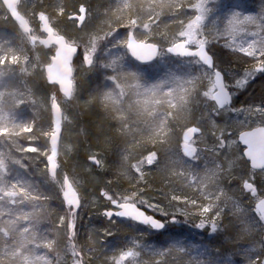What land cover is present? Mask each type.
I'll return each mask as SVG.
<instances>
[{
  "label": "trees",
  "instance_id": "1",
  "mask_svg": "<svg viewBox=\"0 0 264 264\" xmlns=\"http://www.w3.org/2000/svg\"><path fill=\"white\" fill-rule=\"evenodd\" d=\"M203 2H207L204 10ZM18 10L35 37H44L41 19L46 16L58 35L79 46L81 60L74 64V96L66 100L46 79L45 67L51 64L55 49L32 45L0 0V56L6 51L9 56L20 54L37 67L30 72L0 61V157L4 154L7 159L0 172L18 185L12 196L0 199V264H113L116 260L118 264H245L244 253L264 260L263 222L255 210L256 196L264 198V180L242 158L238 143L241 132L264 126L257 114L264 104V76L257 74L234 98L232 108L239 112L209 118L214 102L203 96L211 88L205 81L206 68L169 54L154 67H141L122 47L133 33L140 41L158 45L163 53L175 39H183L181 34L187 33L191 19L193 24L199 21L210 40L207 46L216 50V65L225 72H242L254 61L238 46L255 43L258 50L264 40V0H20ZM202 13L206 17L198 18ZM81 14L83 22L75 18ZM115 43L120 45L119 58L112 57ZM89 46H94L97 56L91 69L79 73ZM107 57L115 63L110 65ZM173 77L198 81L192 93L196 102L187 113L181 110L183 93L174 91L171 84L146 94ZM84 84L87 91L82 94ZM10 92L23 96L24 108H17L20 117L10 115L15 107L7 98ZM55 99L65 121L53 179L48 160ZM248 108L253 111L249 113ZM187 126L201 127L196 136L199 154L212 151L222 162L219 183L235 200L224 209L217 232L210 234L207 223L204 229L195 227L201 219L195 215L187 223L170 226L165 235L137 224L111 222L101 215L111 207L99 196L102 189L113 193V199L136 192L134 201L143 196L168 212L177 207L196 210V205L170 199L175 193L192 192L189 177L180 171L196 166L176 153L179 147L182 156V130ZM164 128L166 137L161 135ZM221 132L228 139L224 151L216 144ZM233 144L238 150L234 154L228 150ZM153 152L158 162L149 166L147 157ZM91 155L101 164H93ZM178 158L184 162L174 164ZM198 174L203 176L200 170ZM66 179L79 193L82 205L74 229L62 200ZM245 180L253 183L257 195L243 188ZM125 250L133 253L131 259L122 255Z\"/></svg>",
  "mask_w": 264,
  "mask_h": 264
},
{
  "label": "snow or ice",
  "instance_id": "2",
  "mask_svg": "<svg viewBox=\"0 0 264 264\" xmlns=\"http://www.w3.org/2000/svg\"><path fill=\"white\" fill-rule=\"evenodd\" d=\"M254 19V17L248 18L249 22H254ZM261 29L264 30V26H261ZM234 31L235 27L229 30V34L231 35ZM219 35L220 33H217V37ZM252 35H258V33L254 32ZM217 37H213V39H216ZM181 38H183L182 41L180 40L179 42H173V44L167 47L165 52L161 53V55L163 56L169 53H174L177 56L191 58L190 62L201 64L202 66H207L209 69H211L210 75H214L215 77L214 81H212V88L203 92L204 97L210 98L214 102L209 112V118H211L213 114L223 115L229 111L239 112V109H234L231 107L234 93L228 90V84L225 83L224 77L227 73L221 70L217 65H214L213 56L217 54L216 50L212 47L206 48V46L210 44V40L204 35V29L200 25L199 21H197L196 24H193L190 19L188 31L187 33H182ZM190 46H194L195 50H192V47ZM228 46L233 47L234 45ZM144 47H147V45H144ZM237 50L245 53L249 57H252L254 61L251 63L249 68L244 69L239 73H233V75L243 77L242 79H236L234 83L239 91H244L249 82L256 78L257 74L264 76V40L260 41V47L258 50L255 43L250 44L248 47H244L241 44L238 46ZM80 60L81 57L78 58V63ZM243 63L247 64L248 62L244 61ZM197 82L198 81L196 78L180 79L173 77L171 79H165L159 82L157 85H154L152 89L146 91V94H155L157 89L162 88L165 84H171L174 87V91L183 93L184 103L181 106V110L187 113L190 110V105L196 102V99L193 97L192 93L196 91ZM169 103L172 104L173 101L170 100ZM245 110L249 113L253 111L251 108ZM257 114L261 120V123H264V104H262V106L257 110ZM165 119H167L166 114ZM199 132H201V127L199 126H187L186 130H182V156L179 154L178 147L176 152L178 157H188L191 160H198L200 158L197 148L195 147L197 140L193 139L194 134ZM167 134L168 130L166 128L161 129V135L166 137ZM223 135V132H221V135L216 137V144L218 148L221 149L225 147ZM257 135L264 137V127H257L255 130L249 133H241L239 140L246 146V150L243 152L242 158L246 157L247 160L250 161L251 168L259 169L261 178L264 180V166L257 167L253 163V153L257 149L254 138ZM90 160L95 165L101 164V160L96 158L95 155H91ZM146 162L149 166L153 165V162H158L157 153H149ZM183 162L184 161L180 158L173 161L174 164ZM49 164L52 165L53 168L57 166L51 157H49ZM89 171H91V169H89ZM190 175L193 180H196L200 186L206 189L207 177L209 175H215V173L205 174L202 178L199 177V175L195 172H190ZM243 188L247 189L250 194L254 196L256 195L257 189L249 180H245L243 182ZM113 195L114 194L110 193L107 189H102L99 191V196L103 197L105 200H108L111 205L108 210L100 213L101 215L111 222H115L116 218H124L137 222L140 225H144L149 229L159 232L160 235H165L168 232L170 226L187 223L191 216L194 215L201 217L199 223L194 224L195 227L204 229L207 222V224H210V234H215L218 229V223L224 215V206L222 205H226L231 200V197H229L227 192L217 187L215 193L202 191V197L208 202L205 204L198 203V200H194L193 203L196 205L195 211L189 212L184 207H177L174 208L173 211L168 212L165 210L163 205L150 204L148 199L143 196L140 197L139 201H134L132 198L138 195L136 192H133L130 195H125L120 199H113ZM115 195L118 196L119 194ZM79 199V196H77V203L74 206H66L67 210L72 216L73 229L75 228L78 219V211L82 207V205L79 203ZM170 199L176 200V197L172 196ZM256 199L259 201V203L255 205V210L258 213V219L259 221L264 222V213L258 211L261 207H264V198L256 196ZM129 205H131V207L136 211L128 212L127 208ZM157 207L159 208V211H156ZM149 211L152 214H148ZM238 211L243 212V209H238ZM261 231L264 233V223L261 224ZM137 248L142 247L137 246ZM261 250H264V244L261 245ZM122 255H125L131 259L133 253L125 250L122 252ZM242 255H244L245 264H264V260L257 261V259L248 256L246 253ZM113 264H118V260L113 261ZM200 264H221V262L201 261Z\"/></svg>",
  "mask_w": 264,
  "mask_h": 264
},
{
  "label": "water",
  "instance_id": "3",
  "mask_svg": "<svg viewBox=\"0 0 264 264\" xmlns=\"http://www.w3.org/2000/svg\"><path fill=\"white\" fill-rule=\"evenodd\" d=\"M1 1L5 9L9 13L10 17L19 25L20 30L29 37L32 45L40 44L48 50L53 49V48L55 49V54L52 58L51 64L45 67V74H46L47 82L52 86H57L59 89L60 95L64 97L66 100L72 99V97L74 96V80H73L74 64L76 60L78 59V56L80 53L79 46L69 43L68 40L64 36L58 35L56 31L53 29V27L51 26L50 21L46 16L42 17L41 19L42 33L44 37H35L29 21L18 10V5L20 3V0H1ZM127 39L128 40H127L126 50L129 53L131 59L137 65L141 67H150L158 61L161 55V48L158 45H155L153 43L146 42V41H140L135 37L133 33H130ZM144 45H147V47H144ZM207 47L208 46H206V48ZM192 50H195V49L192 48ZM169 55L175 58H183V59L191 60V58L177 56L174 53L173 54L169 53ZM213 63L214 65H216L214 57H213ZM204 67L211 72V69H209L207 66H204ZM224 80L226 83L225 77H224ZM228 90L232 92L229 88ZM234 98L235 97L233 95L231 107L233 106ZM52 107H53V114H54V124H53V134L50 140V145L52 149V155L50 157L53 158L55 165L57 166L53 168V166L49 164V171H50L51 177L55 179L57 175V169H58L57 156H58L59 144H60V140L62 136L65 117H64L62 107L57 101V99L53 101ZM258 127H264V126H258ZM256 128L257 127L253 129L245 130L241 133H249L255 130ZM240 134L238 135V143L245 151L246 146L239 140ZM254 140L257 145V149L253 153L254 155L253 163L257 167L264 166V137L257 135L254 138ZM244 158L250 164V161H248L246 157ZM251 169L254 172H260L259 169H253V168ZM257 194H258V191L256 192V195ZM77 196H79V193L74 188L72 183L68 179H66L65 184H64V189L62 192L63 201L66 204V206H74L77 203ZM79 203H80V199H79ZM258 203L259 201L257 200V204ZM127 211L135 212L136 210L132 208L131 205H129L127 208ZM258 211L261 213H264V207H261ZM116 220H119L121 222H126V223L137 224L141 227L147 228L144 225H140L137 222H134L128 219L116 218ZM153 231L157 232L155 230Z\"/></svg>",
  "mask_w": 264,
  "mask_h": 264
},
{
  "label": "rangeland",
  "instance_id": "4",
  "mask_svg": "<svg viewBox=\"0 0 264 264\" xmlns=\"http://www.w3.org/2000/svg\"><path fill=\"white\" fill-rule=\"evenodd\" d=\"M206 4H207V2H203V6L201 7L202 10H204V6H206ZM205 17H206V13L205 14L202 13V14H199V17L198 18H205ZM75 18L79 22H83L84 15L83 14L77 15V16H75ZM40 29H41V27H40ZM127 40H126V43L124 44V46H122V47H125L126 48ZM180 40L181 39L178 38V39H175L173 42H179ZM192 47H194V46H192ZM120 51H121L120 45L115 43V46L113 48L112 57L119 58L120 56L117 57V55L120 54ZM9 53H10L9 51H6L5 53H3L0 56L1 63H5V64L9 63V65H10V66H8L9 68L11 66H16L19 69H26V70H28L30 72H33L37 68L36 67V64H32V61L29 62L26 59L25 56H22L20 54H17V55H14V56H9L8 55ZM97 53H98V51L96 52V50L94 49V46H89L88 47L87 51L82 56V61L80 63V67H79V69H80V72L79 73L84 72L83 69L84 70L85 69H87V70L91 69V66H92V64H93V62H94V60H95V58L97 56ZM128 55H129V53H128ZM164 57H165V55H163V56L160 55L159 60L163 59ZM107 61L113 62V63L110 62L109 63L110 65H113L115 63V59L114 58H111V57H107ZM157 63H158V61H157ZM157 63H155L154 65H157ZM154 65H153V67H154ZM207 71L209 72V74L207 76H205V79H206L205 81L212 88V81L214 79V75H210L211 72L208 69H207ZM234 72L235 73H239V72H236V71H227L226 72L227 74H226L225 79H226V83L228 84V88H232V92L234 93V97H237V95L241 91H239L237 89L234 81L236 79H238V78L239 79H242L243 77L242 76H238V75H233ZM74 78H75V75L73 77V80H74ZM74 86H75V80H74ZM80 91H81L82 94H85L86 93V91H87L86 84H84L83 86L80 87ZM22 97L20 96L19 93L10 92L8 94V96H7L8 100L11 103H13L14 106H15L14 108H12L13 110L10 112L11 113L10 115L13 116V115H17L18 114V116L20 117V112H17V108L19 110H21V109L24 108L23 107L24 101H23V98ZM197 135L194 134L193 139L197 140V138H196ZM211 140H212V138H211ZM224 140H225V147L222 148L221 151H224V149H227V146H228L227 145L228 139L227 138H224ZM195 147H197V152H198V155H199L200 158L198 160H192V162L190 163V165L193 166V167L196 166V168L195 169L191 168L187 172L180 171L181 176H187V177H189V179H190V181L192 183L191 184V191L192 192L190 194L185 195V196H181L182 194L175 193L173 196L176 197V200H171V201L177 202V203H187V205H189V206L195 205L193 203L194 200H198V203H201V200L204 201L205 204L208 202L207 200H205L202 197V195H201L202 191H208V192L215 193L217 187H219V188H221V189H223L225 191V188L222 186V184L219 183V177H218V174H217V173H219L218 170H220L222 168V162L220 160H218L214 156L213 152L210 149L209 150L211 152H207V153H203L202 152L201 154H199V149H198L197 143H196ZM228 150L230 152H232V154H234L236 151H238L237 150V147H235L234 144H233V146L230 145L228 147ZM181 152H182V148H181ZM6 163H7V159L5 158V156L3 154V156L0 157V171L2 169L6 168ZM213 165L216 167L215 169L213 168ZM199 170L202 172V175L203 176L205 174L215 173V175H209L207 177V188L206 189H204L202 186H200L196 180H193L192 177H191V175H190V172H195V173L198 174L199 173ZM199 177H201V176L199 175ZM17 188H18L17 183H15L14 181L8 180L6 178V176L0 172V199L5 200L6 198L12 196V194L14 193V191ZM234 203H235V200L231 198V200L226 205H222V206H224V209H225L228 206H232Z\"/></svg>",
  "mask_w": 264,
  "mask_h": 264
},
{
  "label": "bare ground",
  "instance_id": "5",
  "mask_svg": "<svg viewBox=\"0 0 264 264\" xmlns=\"http://www.w3.org/2000/svg\"><path fill=\"white\" fill-rule=\"evenodd\" d=\"M243 150V149H242ZM243 152H244V150H243Z\"/></svg>",
  "mask_w": 264,
  "mask_h": 264
}]
</instances>
